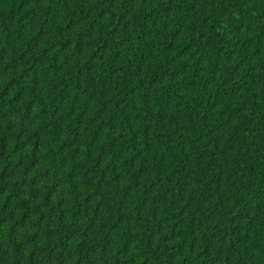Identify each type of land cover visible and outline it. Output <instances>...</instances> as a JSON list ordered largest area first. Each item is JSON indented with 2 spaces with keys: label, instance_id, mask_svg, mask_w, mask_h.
I'll list each match as a JSON object with an SVG mask.
<instances>
[{
  "label": "trees",
  "instance_id": "1",
  "mask_svg": "<svg viewBox=\"0 0 264 264\" xmlns=\"http://www.w3.org/2000/svg\"><path fill=\"white\" fill-rule=\"evenodd\" d=\"M0 264H264V0H0Z\"/></svg>",
  "mask_w": 264,
  "mask_h": 264
}]
</instances>
